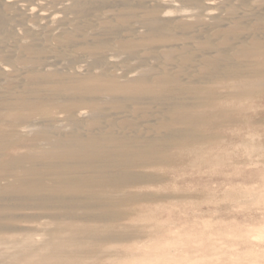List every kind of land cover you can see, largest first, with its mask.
<instances>
[{"label":"rangeland","instance_id":"rangeland-1","mask_svg":"<svg viewBox=\"0 0 264 264\" xmlns=\"http://www.w3.org/2000/svg\"><path fill=\"white\" fill-rule=\"evenodd\" d=\"M2 37L0 264H264V0H16Z\"/></svg>","mask_w":264,"mask_h":264},{"label":"bare ground","instance_id":"bare-ground-1","mask_svg":"<svg viewBox=\"0 0 264 264\" xmlns=\"http://www.w3.org/2000/svg\"><path fill=\"white\" fill-rule=\"evenodd\" d=\"M16 0H0V6L2 7V6H9V5H11L13 2H15ZM208 2V1H207ZM206 3V2H205ZM29 4V3H28ZM31 4V3H30ZM29 4V5H30ZM213 4V3H212ZM28 6V5H27ZM33 6V5H32ZM31 6V7H32ZM206 6V8H207V6L208 5H205ZM209 9V8H208ZM212 9V8H211ZM13 10V9H12ZM13 12L15 13V14H17V15H19V16H21V17H23V16H27V15H31V16H36V15H34L33 13H36L37 12V8H36V6L35 7H32V8H29V7H26V6H19V7H17L16 9H14L13 10ZM11 14V13H10ZM10 17V16H9ZM52 14L51 13H45L44 15H42L41 16V18H38V19H36L35 21H34V27L35 28H32V30H34L33 31V35H35V37H34V39H37V40H40L38 37L40 36V33L41 34H43L44 33V31H47V29L50 27V24H51V21H52ZM4 20V19H3ZM4 22V21H3ZM2 22V23H3ZM5 24H6V21H5ZM18 25V24H17ZM6 26V25H5ZM15 26V25H14ZM2 27V26H1ZM19 27V26H18ZM22 27H28L29 28V26L26 24V23H23V26ZM13 29H15V28H13ZM21 32V31H20ZM14 33V32H13ZM14 36V35H13ZM6 37V36H5ZM17 38H18V36H17ZM19 39V38H18ZM32 39H33V37H32ZM13 41H14V39H13ZM35 41V40H34ZM40 41H42V40H40ZM21 42V41H20ZM23 42V41H22ZM39 43V42H38ZM13 42H12V40L10 39V37L8 38H5V39H3V37L2 38H0V47L2 48V47H6L7 48V50H10L11 49V47L13 46ZM41 44V43H40ZM16 45V44H15ZM36 45V44H35ZM21 47V46H20ZM10 48V49H9ZM13 49V48H12ZM2 50V49H1ZM6 50V49H5ZM1 52V51H0ZM53 58V57H52ZM56 58V57H55ZM108 58V57H107ZM5 69V68H4ZM10 69V68H9ZM5 81V80H4ZM2 83V82H1ZM189 135V134H188ZM25 244V243H24ZM23 244V245H24ZM23 247V246H22ZM47 250V249H46ZM49 251V250H48ZM24 252V251H23ZM25 253V252H24ZM45 254H46V252H44ZM52 256V255H51ZM54 256V255H53ZM52 256V257H53ZM68 262V261H67Z\"/></svg>","mask_w":264,"mask_h":264}]
</instances>
